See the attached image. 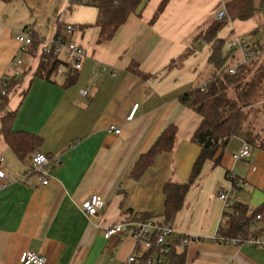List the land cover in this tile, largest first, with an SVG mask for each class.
Segmentation results:
<instances>
[{"label":"crops","instance_id":"1","mask_svg":"<svg viewBox=\"0 0 264 264\" xmlns=\"http://www.w3.org/2000/svg\"><path fill=\"white\" fill-rule=\"evenodd\" d=\"M15 1L0 0V81L16 69L13 58L22 26L11 20ZM162 1L143 0L109 41H98V26L77 31L72 38L88 56L75 85L33 79L35 70L27 82L20 80L22 95L10 98L6 110H18L14 130L43 137L40 151L51 158L47 185L36 174H27L33 153L21 160L5 141L0 110V155L14 179L0 191V264H21L26 250L45 256L46 264L116 260L123 264L134 248L127 245L133 237L121 234L107 240L104 228L124 223L137 212L161 214L164 184L189 180L200 152L191 139L201 117L182 102L181 95L205 84L213 72L208 63L211 45L194 42V37L230 0H168L153 20ZM261 2L255 0L258 8ZM263 11L249 20L230 21L219 37L228 42L236 34H248L251 40H263L264 28H258L264 23ZM88 16L80 24L89 25ZM191 46L196 51L170 67ZM236 61L234 57L230 64ZM133 63L145 77L131 69ZM95 66L106 68V73L91 85ZM28 69L25 65V73ZM87 86L91 89L85 99L80 91ZM245 101L254 107L264 105V83ZM136 104L138 109L128 120ZM171 124L178 127L173 151L159 155L140 179H134L131 171L140 155ZM113 125L120 134L108 132ZM243 143L232 139L219 163H205L171 223L180 233L196 238L185 247V264H264V247L212 240L223 216L218 192L231 187L228 172L241 181L236 202L252 209L264 202V149L252 147L250 158L236 161L232 154ZM95 192L105 206L90 219L80 205ZM211 192L216 200L210 199ZM263 227L264 219L255 221L252 230Z\"/></svg>","mask_w":264,"mask_h":264},{"label":"trees","instance_id":"2","mask_svg":"<svg viewBox=\"0 0 264 264\" xmlns=\"http://www.w3.org/2000/svg\"><path fill=\"white\" fill-rule=\"evenodd\" d=\"M85 1L86 5L88 4L98 9V19L95 24V26L100 28L98 41L105 42L114 37L118 29L137 11L138 6L143 0ZM72 2L83 4L84 0H72ZM167 3L168 0L162 1L153 20L159 17ZM261 8L264 10V0L261 2ZM261 8L256 6L255 0H230L224 6L227 18L212 21L207 27L199 30L194 37V42L203 41L211 45L208 63L213 66V72L205 83L206 87L204 91L198 85L181 95L182 102L201 117V122L191 139L194 144L199 146L200 152L194 161L187 182L167 181L164 184L163 212L161 214L137 212L132 217L134 221L143 222L161 218L157 220L162 223L171 224L182 209L185 197L201 174L205 163L209 160L219 163L222 158V152L225 151L232 139L239 138L254 148L264 149V140H260V136L254 132L252 123V119L264 110V106L256 109L252 108L248 111L245 110V107L250 106L245 101L247 97L253 94L264 82V62L262 61V56H259L249 64L241 65L238 76H232L226 70L234 58L228 48H226L227 40L219 37V32L230 21L249 20L255 17ZM88 26L87 24H76L78 30H84ZM63 27L65 28V25H58L54 39L65 40L66 35L62 32ZM258 28L260 30L263 29L264 23L261 22ZM30 33L33 39L32 46L36 48L42 39L38 32L33 29L30 30ZM195 51L196 48L191 46L177 60H174L170 64V67L181 64ZM58 64L59 62L53 54L43 53L40 63L34 72L33 79L38 78L49 82H56L53 76L56 74ZM136 65L133 63L131 69L140 76L145 77V75L137 70ZM78 77L79 73L69 76L63 82V86L70 87L74 85ZM19 84V78H12L7 84L0 81V110H3L1 132L5 141L17 156L21 160H25L31 153L42 149L44 139L39 134L13 129L18 110L8 111L6 108L9 105L11 94ZM3 88L6 90V94L4 95L2 94ZM230 90H235L234 97L230 95ZM177 132L178 127L175 124L167 126L148 151L140 155L131 171V176L134 179H140L154 165L159 155L173 151ZM249 210L250 207L248 205L235 201L231 208L224 212V214L230 217L231 221L221 229V235L225 238H236L239 236L247 238L256 233H264V227L252 230L256 215L261 214L264 219V202L254 208L252 213ZM169 257L171 264H185V248L183 250L172 248Z\"/></svg>","mask_w":264,"mask_h":264},{"label":"built area","instance_id":"3","mask_svg":"<svg viewBox=\"0 0 264 264\" xmlns=\"http://www.w3.org/2000/svg\"><path fill=\"white\" fill-rule=\"evenodd\" d=\"M67 8L78 7L79 5H86L84 0L83 4L73 3L72 0H65ZM88 5V4H87ZM264 14V12H263ZM227 18L224 9L217 11L214 14V20H222ZM74 24L68 23L65 26V40L54 39L43 45L44 54H53L59 64L57 67L56 75L63 82L69 76L79 73L84 65L88 56L87 49L72 36L77 32ZM18 50L13 58L16 65V70L11 74H5L1 81L7 84L12 78H19L21 75L20 67H24V55L32 51L33 39L31 37L30 29L26 28L19 32L17 35ZM227 48L231 52L236 62L230 64L226 72L232 76H238L239 68L241 65L249 64L259 56L264 54V39L251 40L248 34H236L228 42ZM106 73V68L96 67L93 70V79L91 85H96L99 78ZM201 90L204 91L206 85H199ZM5 87V86H4ZM90 86L81 89L80 93L83 98H88L90 93ZM2 94H6L5 88L2 89ZM138 104H136L128 116V120H132ZM108 132L120 134L121 129L117 126H110ZM252 146L244 142L243 145L233 152V159L245 160L252 156ZM5 159L0 155V191L10 185L14 179L4 169ZM51 168V158L49 155L42 151H36L32 154L31 164L27 170V174H36L43 185L49 183ZM227 177L231 181L229 189H221L218 192L219 199L223 202V216L217 226L215 236L212 238L214 241L230 242L235 244H247L256 247H264V233H256L247 238H225L221 235V229L227 226L231 219L225 211L229 210L235 202V194L241 187V181L232 173L228 172ZM105 202L102 196L98 193H92L84 202L81 203L80 209L88 218L94 219L99 215L104 208ZM250 213L253 209L250 208ZM261 214L256 215L255 221L262 220ZM121 234L131 235L135 239V245L131 253L128 255L123 264H171L169 254L172 248L183 250L190 242L196 238L187 234H182L170 223H162L157 219H150L148 221L138 222L133 218L121 224H114L104 228L103 236L107 240ZM47 258L41 254L33 251L26 250L21 257V264H46Z\"/></svg>","mask_w":264,"mask_h":264},{"label":"rangeland","instance_id":"4","mask_svg":"<svg viewBox=\"0 0 264 264\" xmlns=\"http://www.w3.org/2000/svg\"><path fill=\"white\" fill-rule=\"evenodd\" d=\"M10 8L13 13V19H11L12 22H19L20 26H22L19 32L26 29V27L28 29L31 28L34 31L38 32L39 36L42 38L40 44H38L36 48L32 46V51L24 55V64L30 67V70L28 69L27 73H25L24 70L25 66L19 68V70L21 71L19 79H23L24 82H27V79H29L31 71L36 70V68L38 67L43 54V45L54 40V36L57 32L59 24L66 26V24L72 23L76 26V24L84 23L86 21L85 19L88 13L89 18L87 21L90 22L89 26L94 27L98 19V9L96 7L90 5H79L77 9L67 8L65 0H17L15 1L14 5L10 6ZM62 32L65 33L64 27ZM77 34H79V32ZM53 79L57 83H63V81L59 77H57L56 74L53 76ZM18 95H22V90L19 87H17L13 91V93L11 94V98ZM230 95L234 97L235 90H230ZM263 106L264 105L254 107L250 105L248 107H245V110L248 111L252 108L256 109ZM263 122L264 110L259 112L258 115L252 119L255 130L254 132L260 136V140H264ZM210 195V199L212 201L213 199L216 200L215 192H211ZM129 240L130 241L127 242V245L132 244V247H134L135 239L130 238ZM111 264H121V262L116 260Z\"/></svg>","mask_w":264,"mask_h":264}]
</instances>
